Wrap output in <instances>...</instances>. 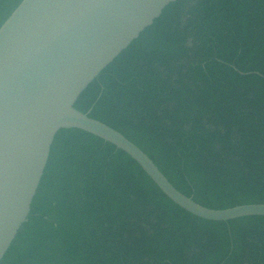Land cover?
<instances>
[{
    "label": "trees",
    "instance_id": "obj_1",
    "mask_svg": "<svg viewBox=\"0 0 264 264\" xmlns=\"http://www.w3.org/2000/svg\"><path fill=\"white\" fill-rule=\"evenodd\" d=\"M22 1L0 0V28ZM75 108L196 204L264 205V0H178ZM0 264H264V218L199 220L126 154L64 130Z\"/></svg>",
    "mask_w": 264,
    "mask_h": 264
},
{
    "label": "water",
    "instance_id": "obj_2",
    "mask_svg": "<svg viewBox=\"0 0 264 264\" xmlns=\"http://www.w3.org/2000/svg\"><path fill=\"white\" fill-rule=\"evenodd\" d=\"M178 0H23L0 28V263L26 223L57 134L78 130L129 156L177 208L227 224L264 205L210 210L77 101Z\"/></svg>",
    "mask_w": 264,
    "mask_h": 264
},
{
    "label": "rangeland",
    "instance_id": "obj_3",
    "mask_svg": "<svg viewBox=\"0 0 264 264\" xmlns=\"http://www.w3.org/2000/svg\"><path fill=\"white\" fill-rule=\"evenodd\" d=\"M190 47H191V45H190ZM144 227V226H143Z\"/></svg>",
    "mask_w": 264,
    "mask_h": 264
}]
</instances>
